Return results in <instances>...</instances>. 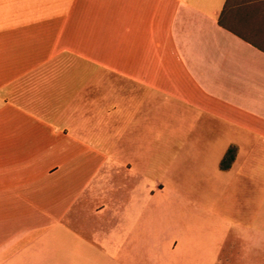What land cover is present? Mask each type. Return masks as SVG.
<instances>
[{"label": "crops", "instance_id": "0c3cea01", "mask_svg": "<svg viewBox=\"0 0 264 264\" xmlns=\"http://www.w3.org/2000/svg\"><path fill=\"white\" fill-rule=\"evenodd\" d=\"M0 264H264V0H0Z\"/></svg>", "mask_w": 264, "mask_h": 264}, {"label": "trees", "instance_id": "16d2710c", "mask_svg": "<svg viewBox=\"0 0 264 264\" xmlns=\"http://www.w3.org/2000/svg\"><path fill=\"white\" fill-rule=\"evenodd\" d=\"M234 148H229L225 154V156L220 161V168L227 169L230 166L231 161L234 158Z\"/></svg>", "mask_w": 264, "mask_h": 264}, {"label": "rangeland", "instance_id": "374dc122", "mask_svg": "<svg viewBox=\"0 0 264 264\" xmlns=\"http://www.w3.org/2000/svg\"><path fill=\"white\" fill-rule=\"evenodd\" d=\"M177 147H178V146H177ZM174 201H175V205H176V207L180 206V205H179L180 202H179L178 200H174ZM180 210H181V212H183L182 207H180ZM176 211H177V208H176Z\"/></svg>", "mask_w": 264, "mask_h": 264}]
</instances>
